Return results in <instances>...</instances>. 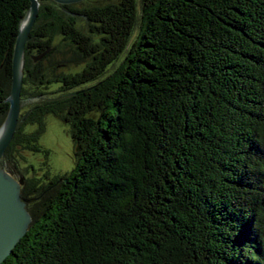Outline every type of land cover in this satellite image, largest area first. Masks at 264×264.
<instances>
[{"label": "trees", "instance_id": "trees-1", "mask_svg": "<svg viewBox=\"0 0 264 264\" xmlns=\"http://www.w3.org/2000/svg\"><path fill=\"white\" fill-rule=\"evenodd\" d=\"M29 3L0 0V124ZM77 5L39 0L25 40L0 166L31 221L0 264H264V0ZM48 113L74 147L57 177L22 163Z\"/></svg>", "mask_w": 264, "mask_h": 264}, {"label": "water", "instance_id": "water-1", "mask_svg": "<svg viewBox=\"0 0 264 264\" xmlns=\"http://www.w3.org/2000/svg\"><path fill=\"white\" fill-rule=\"evenodd\" d=\"M53 1V0H52ZM61 4L69 2H79L80 0H54ZM39 0H30L25 15L19 22V29L15 34V43H13L11 57V84L9 87L8 97L5 101L8 103V111L0 124V157L5 151L8 141L12 138V133L17 125L20 98V87L22 84L23 71V47L28 32L31 29L35 18L37 17V7ZM49 47L44 48L38 54L32 56L33 61H37L47 51ZM24 178L14 177L10 171L0 166V262L4 260V256L10 253L14 248L18 238L25 234L29 222L30 215L26 210V199L22 195L20 185Z\"/></svg>", "mask_w": 264, "mask_h": 264}, {"label": "rangeland", "instance_id": "rangeland-1", "mask_svg": "<svg viewBox=\"0 0 264 264\" xmlns=\"http://www.w3.org/2000/svg\"><path fill=\"white\" fill-rule=\"evenodd\" d=\"M108 1L110 0H81L83 4H104ZM53 41L57 43L55 45L56 49L52 54L53 59H58L61 63L63 62L64 65L61 68L63 71H77L82 62L79 61L78 64L72 62L74 57L69 45L66 42L59 41L58 38H55ZM43 121L45 123L44 129L38 135L40 149L33 153L27 152V150L23 151L21 153L24 158L22 163L27 166L32 165V168H34L38 175L47 173L48 177H57L74 166L73 140L69 135V124L64 121L62 122L56 115L52 113L45 114ZM32 127L30 126L29 128L32 129ZM14 177L18 178V174H15Z\"/></svg>", "mask_w": 264, "mask_h": 264}, {"label": "flooded vegetation", "instance_id": "flooded-vegetation-1", "mask_svg": "<svg viewBox=\"0 0 264 264\" xmlns=\"http://www.w3.org/2000/svg\"><path fill=\"white\" fill-rule=\"evenodd\" d=\"M77 6H80V5H86V4H83L82 2H81V0L79 1V2H77ZM87 5H93V4H87Z\"/></svg>", "mask_w": 264, "mask_h": 264}]
</instances>
